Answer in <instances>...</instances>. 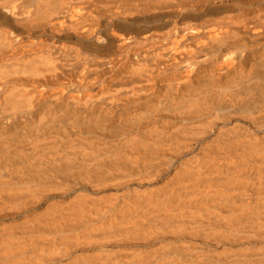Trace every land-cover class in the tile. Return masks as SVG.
Returning a JSON list of instances; mask_svg holds the SVG:
<instances>
[{
  "label": "bare ground",
  "instance_id": "6f19581e",
  "mask_svg": "<svg viewBox=\"0 0 264 264\" xmlns=\"http://www.w3.org/2000/svg\"><path fill=\"white\" fill-rule=\"evenodd\" d=\"M0 264H264V0H0Z\"/></svg>",
  "mask_w": 264,
  "mask_h": 264
}]
</instances>
